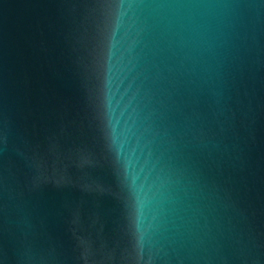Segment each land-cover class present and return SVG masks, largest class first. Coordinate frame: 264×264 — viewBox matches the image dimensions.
I'll return each mask as SVG.
<instances>
[{
  "label": "water",
  "instance_id": "water-1",
  "mask_svg": "<svg viewBox=\"0 0 264 264\" xmlns=\"http://www.w3.org/2000/svg\"><path fill=\"white\" fill-rule=\"evenodd\" d=\"M0 264H264V0H0Z\"/></svg>",
  "mask_w": 264,
  "mask_h": 264
}]
</instances>
